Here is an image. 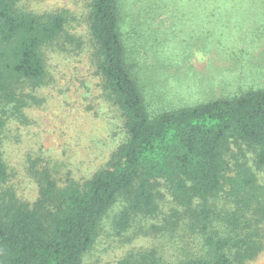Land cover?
Masks as SVG:
<instances>
[{"label":"rangeland","instance_id":"obj_1","mask_svg":"<svg viewBox=\"0 0 264 264\" xmlns=\"http://www.w3.org/2000/svg\"><path fill=\"white\" fill-rule=\"evenodd\" d=\"M118 2L122 29L127 31L138 82L151 114L264 87V0ZM91 3L18 0L16 4L21 12H62L66 17L64 32L41 48L42 83L25 82L12 100L0 97V116L5 121L0 153L8 173L0 193H12L30 205L39 196L43 175L57 187L70 181L82 185L107 165L127 138L124 117L104 91L94 60ZM225 160L227 169L214 199L218 212L212 229L223 227L228 213L244 207V195L264 200V166L256 162L255 147L233 142ZM245 176L253 184L238 195L234 190L240 186L228 179L235 182ZM155 191L156 212L135 215L121 233L114 224L121 204L111 206L84 256L85 264H118L131 254L137 258L153 254L155 264H178L204 253L200 226H189L185 210L163 181ZM250 203L255 206L254 200ZM246 264H264V247Z\"/></svg>","mask_w":264,"mask_h":264},{"label":"trees","instance_id":"obj_2","mask_svg":"<svg viewBox=\"0 0 264 264\" xmlns=\"http://www.w3.org/2000/svg\"><path fill=\"white\" fill-rule=\"evenodd\" d=\"M17 1L0 0V97L8 100L25 82L42 83L41 48L57 40L66 22L62 12H21ZM122 23L118 0H92L94 60L104 91L124 117L125 142L82 185L70 181L57 187L43 175L32 205L12 193H0V264H85L84 256L111 206L121 204L114 222L121 233L135 215L156 212L160 181L185 210L189 226H200L202 234L204 253L178 264H246L264 247V200L244 195V207L228 213L223 227L212 229L211 224L218 212L214 199L222 188L229 145L244 142L255 147L256 162L264 166V87L151 114ZM4 124L0 116V134ZM7 176L0 153V184ZM228 181L240 186L234 188L238 195L253 184L249 176ZM250 200L255 206L247 204ZM152 255L131 254L118 264H155Z\"/></svg>","mask_w":264,"mask_h":264}]
</instances>
